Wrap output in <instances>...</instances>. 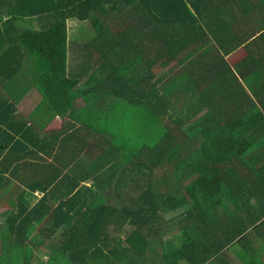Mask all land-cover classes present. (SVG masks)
<instances>
[{
  "label": "trees",
  "instance_id": "16d2710c",
  "mask_svg": "<svg viewBox=\"0 0 264 264\" xmlns=\"http://www.w3.org/2000/svg\"><path fill=\"white\" fill-rule=\"evenodd\" d=\"M263 175L264 0H0V264H264Z\"/></svg>",
  "mask_w": 264,
  "mask_h": 264
},
{
  "label": "crops",
  "instance_id": "0c3cea01",
  "mask_svg": "<svg viewBox=\"0 0 264 264\" xmlns=\"http://www.w3.org/2000/svg\"><path fill=\"white\" fill-rule=\"evenodd\" d=\"M80 29H82V28L79 25V33H78V36L75 38V42H73V44L79 43L81 41V39H79L80 38L79 37ZM68 32H69V30H68ZM155 65H156V67H159V70L157 71L158 74H156V75H165L169 72L172 73L173 72L172 70L174 69L170 65H167L164 68H160V63H158V64L153 63V69H155L154 68ZM177 71H178V69H177ZM41 105H42L41 94L37 91L36 88H32L27 93V95L24 97V99L21 101V103L19 104L20 113L26 117H29V116L33 115L34 112H38L39 108H41ZM47 120H48V122H47ZM63 120L64 119L60 118L57 115L54 116L53 120H49L48 114L47 115L45 114L44 116H42V115H40V113H37V115H35V117H34V121H35L34 124L36 125L37 131L40 132L43 136H47L48 133H50V135L53 136V134H55V133L58 134L60 132L61 127L64 124ZM80 138H81V136L78 137V140H80ZM93 138L94 137H92V139ZM92 163L93 162L91 160H89V164H92ZM262 177H264V175ZM253 188H256V187H253ZM262 188H264V187L262 186ZM260 204L264 205V196L261 197ZM262 239H264V238H259L257 240L260 241ZM258 241H256V242H258ZM228 255H229V257H231L232 260L236 261L239 264V261L237 260V257L233 254V252L228 251Z\"/></svg>",
  "mask_w": 264,
  "mask_h": 264
},
{
  "label": "rangeland",
  "instance_id": "374dc122",
  "mask_svg": "<svg viewBox=\"0 0 264 264\" xmlns=\"http://www.w3.org/2000/svg\"><path fill=\"white\" fill-rule=\"evenodd\" d=\"M79 23L78 21L75 20H69L67 21V26L69 28V32H68V38L69 40H73V38L75 39L78 36L79 33ZM89 25V23H84V26L87 27ZM80 39V38H79ZM78 61V57H77V53H72L69 54V59H68V63L69 66H73L75 65V63ZM4 190V188H3ZM6 210V207H3V209H0V225L2 223V220L4 219V212ZM184 210L183 209H178L177 211L173 212L172 214H169V217H176L177 215L181 214ZM176 231H177V227ZM48 248L46 247L45 249H42L40 251H34V253L32 254V264H45L49 252H48Z\"/></svg>",
  "mask_w": 264,
  "mask_h": 264
}]
</instances>
